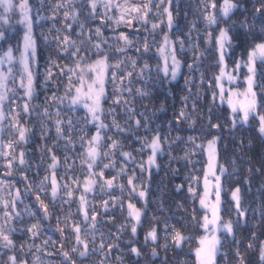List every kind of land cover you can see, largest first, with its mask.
Segmentation results:
<instances>
[{
    "label": "trees",
    "instance_id": "1",
    "mask_svg": "<svg viewBox=\"0 0 264 264\" xmlns=\"http://www.w3.org/2000/svg\"><path fill=\"white\" fill-rule=\"evenodd\" d=\"M8 1L0 264H197L210 141L231 228L213 264H264V60L251 55L264 49V0ZM250 64L256 111L241 121L218 77L232 69L244 84Z\"/></svg>",
    "mask_w": 264,
    "mask_h": 264
},
{
    "label": "rangeland",
    "instance_id": "2",
    "mask_svg": "<svg viewBox=\"0 0 264 264\" xmlns=\"http://www.w3.org/2000/svg\"><path fill=\"white\" fill-rule=\"evenodd\" d=\"M6 4L9 3L8 0H4ZM225 12L229 11L232 8V3L226 1L224 3ZM225 41V36H220L219 45L222 48V44ZM163 59L165 63L168 64L167 70L169 80H175V78L180 73V61L174 55L173 48L167 42L164 43L163 49L161 50ZM253 60H264V49L260 48L251 53ZM254 66L250 64L248 68V77L245 79L244 84H239L238 72L232 69H222L219 75V99L225 104H227L232 110L234 118L237 120L247 119L255 113L256 100L253 95V90L251 85L253 84V74ZM3 79L4 77L0 76V91L3 92ZM240 85L243 88L239 87ZM97 95L93 97L92 102L88 106V109L92 112L96 111L99 107L98 98L100 95L96 92ZM261 130L264 134V123H261ZM207 154V163L204 172V191L202 194L201 207L206 209L209 213V216L206 218V228L207 233L203 239L200 240V244L197 248L196 253V262L197 264H213L216 254V242L218 233L222 230L230 231L231 228L228 223L223 224L221 218L219 217V182L221 179L220 173L217 171V154H216V143L210 141L205 148ZM264 254V244L262 246Z\"/></svg>",
    "mask_w": 264,
    "mask_h": 264
}]
</instances>
